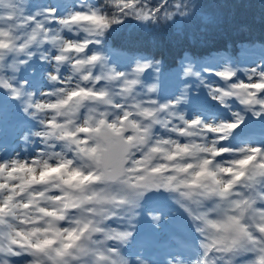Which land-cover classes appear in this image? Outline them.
<instances>
[{
	"label": "snow or ice",
	"instance_id": "snow-or-ice-1",
	"mask_svg": "<svg viewBox=\"0 0 264 264\" xmlns=\"http://www.w3.org/2000/svg\"><path fill=\"white\" fill-rule=\"evenodd\" d=\"M197 7L0 0V125L33 145L0 153V264H264V56L112 44Z\"/></svg>",
	"mask_w": 264,
	"mask_h": 264
},
{
	"label": "trees",
	"instance_id": "trees-1",
	"mask_svg": "<svg viewBox=\"0 0 264 264\" xmlns=\"http://www.w3.org/2000/svg\"><path fill=\"white\" fill-rule=\"evenodd\" d=\"M48 0H25L26 4ZM189 2V0H185ZM198 6L196 14L186 22L184 31L173 29L137 31L133 48L119 49L127 30L119 34L112 44L120 55L155 56L163 61L165 75L175 70L182 55L202 58H231L243 68L248 59L264 56V0H190ZM195 95V93L193 94ZM258 128V127H257ZM260 130V128H258Z\"/></svg>",
	"mask_w": 264,
	"mask_h": 264
},
{
	"label": "rangeland",
	"instance_id": "rangeland-1",
	"mask_svg": "<svg viewBox=\"0 0 264 264\" xmlns=\"http://www.w3.org/2000/svg\"><path fill=\"white\" fill-rule=\"evenodd\" d=\"M19 131L16 134H11V130L6 131V136L3 133H0V153L5 151L11 152H21L29 151L32 149V143L25 142L23 140L22 133L25 130V125L21 124L18 126ZM11 135V136H10Z\"/></svg>",
	"mask_w": 264,
	"mask_h": 264
}]
</instances>
